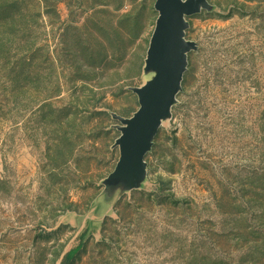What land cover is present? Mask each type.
<instances>
[{
	"label": "rangeland",
	"instance_id": "374dc122",
	"mask_svg": "<svg viewBox=\"0 0 264 264\" xmlns=\"http://www.w3.org/2000/svg\"><path fill=\"white\" fill-rule=\"evenodd\" d=\"M208 1L145 182L107 204L155 0H0V264H264V0Z\"/></svg>",
	"mask_w": 264,
	"mask_h": 264
},
{
	"label": "water",
	"instance_id": "95a60500",
	"mask_svg": "<svg viewBox=\"0 0 264 264\" xmlns=\"http://www.w3.org/2000/svg\"><path fill=\"white\" fill-rule=\"evenodd\" d=\"M208 0H155L157 11L143 73L146 81L129 89L137 96L138 108L128 118L116 113L114 127L119 136L113 143L119 157L112 172L102 181V198L111 203L115 196L141 188L147 174L145 156L162 123L171 119V109L181 91L187 69V56L196 50L195 42L185 38L187 17L212 11Z\"/></svg>",
	"mask_w": 264,
	"mask_h": 264
}]
</instances>
